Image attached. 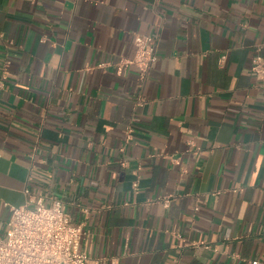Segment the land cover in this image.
I'll list each match as a JSON object with an SVG mask.
<instances>
[{"label":"crops","instance_id":"0c3cea01","mask_svg":"<svg viewBox=\"0 0 264 264\" xmlns=\"http://www.w3.org/2000/svg\"><path fill=\"white\" fill-rule=\"evenodd\" d=\"M258 54L264 0H0V236L30 188L89 264H264Z\"/></svg>","mask_w":264,"mask_h":264},{"label":"built area","instance_id":"2783aa9c","mask_svg":"<svg viewBox=\"0 0 264 264\" xmlns=\"http://www.w3.org/2000/svg\"><path fill=\"white\" fill-rule=\"evenodd\" d=\"M157 43L155 36L135 35V57L118 64L119 75L133 66L141 82H145L157 62ZM252 71L264 87V58L259 54ZM3 88L0 82V93ZM128 132L132 134L131 129ZM24 194V206L7 205L11 215L4 235L0 236V264H89L88 255L79 250L84 229L74 224L65 201L55 196L47 198L30 188Z\"/></svg>","mask_w":264,"mask_h":264}]
</instances>
